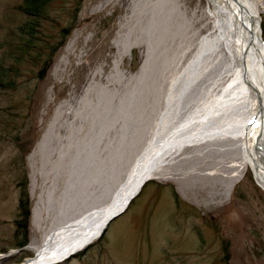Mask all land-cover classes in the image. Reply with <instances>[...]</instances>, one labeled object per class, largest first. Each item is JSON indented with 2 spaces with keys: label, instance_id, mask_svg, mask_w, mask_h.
Listing matches in <instances>:
<instances>
[{
  "label": "rangeland",
  "instance_id": "rangeland-1",
  "mask_svg": "<svg viewBox=\"0 0 264 264\" xmlns=\"http://www.w3.org/2000/svg\"><path fill=\"white\" fill-rule=\"evenodd\" d=\"M22 1L0 0V54L19 42ZM209 13L208 0H52L45 32L67 29L63 44L44 72L22 60L16 89L0 87V264L21 263L46 231L112 202L166 98L180 92ZM260 28L264 40V14ZM217 49L204 53L181 112L223 83ZM17 127L28 149V242L20 248L12 247ZM230 137L184 147L101 236L54 264H264V188L243 162L240 138Z\"/></svg>",
  "mask_w": 264,
  "mask_h": 264
},
{
  "label": "bare ground",
  "instance_id": "bare-ground-1",
  "mask_svg": "<svg viewBox=\"0 0 264 264\" xmlns=\"http://www.w3.org/2000/svg\"><path fill=\"white\" fill-rule=\"evenodd\" d=\"M208 2L212 17L209 34L199 40L197 52L182 65L178 77L182 83L180 92L166 98L165 108L153 124L144 151L135 159L112 202L46 231L42 242L28 246L34 255L19 264H54L101 236L107 219L125 210L154 173L186 146L238 136L243 146L242 160L252 168L256 180L264 188V40L260 28L264 7L258 0ZM216 46L219 48L217 58L224 65L223 83L218 82L216 92L206 93L204 98L181 112L186 108L181 106L182 92L198 77L194 74L201 69L204 53L214 52ZM72 48L73 44L68 43L63 54L69 56ZM60 61L62 63L63 59Z\"/></svg>",
  "mask_w": 264,
  "mask_h": 264
},
{
  "label": "trees",
  "instance_id": "trees-1",
  "mask_svg": "<svg viewBox=\"0 0 264 264\" xmlns=\"http://www.w3.org/2000/svg\"><path fill=\"white\" fill-rule=\"evenodd\" d=\"M51 2L52 0H23L19 5L25 20H22L16 27L19 42H11L7 51H2L0 54V87L8 90L16 89L17 78L22 75L18 63L22 60H29L31 65L39 66V74L44 72L45 68L50 64L54 53L63 44L67 29L63 28L60 30L56 38L54 35L45 32V22L47 21L45 19L49 15ZM15 49H17V53ZM9 58L12 59V62H7ZM16 129L14 136H12V144L16 151L11 158L10 164L12 165L11 172L17 175L14 181L19 188L18 206L20 219L16 221L17 227L13 236L14 243L12 247L20 248L24 247L28 242L26 232L28 194L23 159L28 149L26 148L27 150L24 151L25 148L20 142L23 129L21 127ZM26 256L28 255L26 254L23 257Z\"/></svg>",
  "mask_w": 264,
  "mask_h": 264
},
{
  "label": "water",
  "instance_id": "water-1",
  "mask_svg": "<svg viewBox=\"0 0 264 264\" xmlns=\"http://www.w3.org/2000/svg\"><path fill=\"white\" fill-rule=\"evenodd\" d=\"M121 212H122V211L117 212V213H114V214H112V215L107 219L105 229H106V227L108 226V224L110 223V221L113 220L116 216H118ZM103 232H104V231H103Z\"/></svg>",
  "mask_w": 264,
  "mask_h": 264
}]
</instances>
